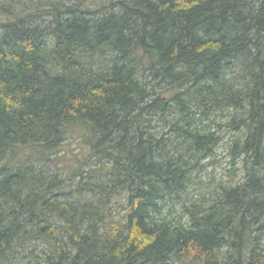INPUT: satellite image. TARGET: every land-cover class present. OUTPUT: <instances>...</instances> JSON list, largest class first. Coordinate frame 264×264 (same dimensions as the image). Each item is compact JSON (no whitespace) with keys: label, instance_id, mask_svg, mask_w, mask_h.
I'll list each match as a JSON object with an SVG mask.
<instances>
[{"label":"trees","instance_id":"obj_1","mask_svg":"<svg viewBox=\"0 0 264 264\" xmlns=\"http://www.w3.org/2000/svg\"><path fill=\"white\" fill-rule=\"evenodd\" d=\"M0 264H264V0H0Z\"/></svg>","mask_w":264,"mask_h":264},{"label":"rangeland","instance_id":"obj_2","mask_svg":"<svg viewBox=\"0 0 264 264\" xmlns=\"http://www.w3.org/2000/svg\"><path fill=\"white\" fill-rule=\"evenodd\" d=\"M232 137V133H227L226 136H224V142L228 144L231 141ZM68 148L75 151V144L70 145ZM234 167L236 166H233L232 158L229 156L228 150L224 146H222L217 150L215 157L211 160V166L209 167L208 172L213 171L216 180H225L228 179V171L233 170ZM234 172L235 174L239 173L238 170H235ZM238 178L239 175H236L234 179L238 180Z\"/></svg>","mask_w":264,"mask_h":264}]
</instances>
